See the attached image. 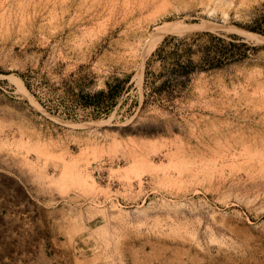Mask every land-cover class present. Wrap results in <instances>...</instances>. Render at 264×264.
<instances>
[{"label": "rangeland", "instance_id": "obj_1", "mask_svg": "<svg viewBox=\"0 0 264 264\" xmlns=\"http://www.w3.org/2000/svg\"><path fill=\"white\" fill-rule=\"evenodd\" d=\"M0 264H264V0H0Z\"/></svg>", "mask_w": 264, "mask_h": 264}, {"label": "trees", "instance_id": "obj_2", "mask_svg": "<svg viewBox=\"0 0 264 264\" xmlns=\"http://www.w3.org/2000/svg\"><path fill=\"white\" fill-rule=\"evenodd\" d=\"M253 30H255V29H253ZM221 40V39H220ZM183 43H185V38H180L179 40H177L175 43H174V45L177 47V46H179V45H181V44H183ZM162 49V46L157 50V51H160ZM206 62H208V63H210L209 65H213V63L214 62H210V60H207V59H204ZM192 61L191 60H188V62L187 63H191ZM179 72H182V73H184L185 72V70H179ZM101 95V94H103V91H99V92H97L96 93V96L97 95Z\"/></svg>", "mask_w": 264, "mask_h": 264}, {"label": "bare ground", "instance_id": "obj_3", "mask_svg": "<svg viewBox=\"0 0 264 264\" xmlns=\"http://www.w3.org/2000/svg\"><path fill=\"white\" fill-rule=\"evenodd\" d=\"M172 30V29H171ZM162 33V29H156L153 34H152V39H157L159 37V35ZM155 41V40H154ZM151 42V41H150Z\"/></svg>", "mask_w": 264, "mask_h": 264}]
</instances>
